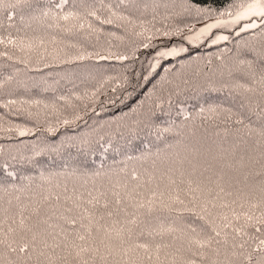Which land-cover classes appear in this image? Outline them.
<instances>
[{"label": "trees", "instance_id": "obj_1", "mask_svg": "<svg viewBox=\"0 0 264 264\" xmlns=\"http://www.w3.org/2000/svg\"><path fill=\"white\" fill-rule=\"evenodd\" d=\"M204 3L0 0V264H264V25Z\"/></svg>", "mask_w": 264, "mask_h": 264}, {"label": "snow or ice", "instance_id": "obj_2", "mask_svg": "<svg viewBox=\"0 0 264 264\" xmlns=\"http://www.w3.org/2000/svg\"><path fill=\"white\" fill-rule=\"evenodd\" d=\"M196 11L198 13H205L207 16H213V15H218V16H231L232 17V23L236 24L239 21L253 17V18H258L260 25H264V0H205V3L202 6H197ZM64 19H68L67 16L64 17ZM228 21L217 19L215 20L214 23H210L205 25V27L199 29V33L203 34L206 32H209L211 29L217 28L222 25H227ZM258 25L255 20L251 23L245 24L241 29L240 32H243L247 29H254L257 28ZM239 34V33H237ZM164 35H170V33H164ZM185 39L188 40H193L194 37L188 36L185 37ZM229 37L226 35L218 36L216 39L212 41V43H216L218 40H228ZM145 48L149 47V45L145 44ZM176 54V49L173 48L167 52H160L157 53L159 56H172ZM120 59H124V57H120ZM67 123V121L65 122ZM27 130L21 129L19 130L20 135H24ZM2 167H6L2 166ZM143 207V205H141ZM149 206V210H150ZM249 220H251V217H248ZM71 223L75 224L76 221L73 220ZM261 224H264V221H260ZM90 231V230H89ZM193 233L195 230H192ZM117 237L120 236V233L116 234ZM218 235V234H217ZM79 239L81 241L85 240L84 236H80ZM212 238H204L202 236H199L198 234H194L189 237L188 243L190 247L195 248L197 250V254L203 256L205 254V250L210 248L212 245ZM261 243H264L262 241ZM27 245L22 247L20 251H24ZM78 248V251H76L75 255L76 257H82L84 255H99L100 249L99 248H93L91 246L88 247H82V246H76ZM107 247V246H106ZM136 247L138 248H143L145 250H148L149 245L148 244H140L137 245ZM159 248H157V251ZM111 254V251L109 252ZM83 264H88L87 260L83 261ZM188 264H194V261H188Z\"/></svg>", "mask_w": 264, "mask_h": 264}, {"label": "rangeland", "instance_id": "obj_3", "mask_svg": "<svg viewBox=\"0 0 264 264\" xmlns=\"http://www.w3.org/2000/svg\"><path fill=\"white\" fill-rule=\"evenodd\" d=\"M217 19L228 21V24L226 26L222 25V26H219L217 28L211 29L209 32H206V33H203V34L199 33V29L205 27V25H207V24L214 23L215 20H217ZM254 20H255L256 23H258V18L249 17V18H246V19H243V20L239 21L236 24H233L231 22L232 21V17L231 16H228V15L221 16V17H218L216 19H213V20L207 21L205 23H202L200 25L194 26L192 28V31H190L186 35V37L192 36V37H194V39L193 40L185 39V41L187 42V45L190 44L192 46H197V45H201V44H204V43L205 44L212 43V41L214 39H216V37L222 36V35H226L227 36V32L232 31V30H235V32H237L245 24L251 23ZM220 41H224V40H218L217 42H220ZM171 49H173V48H171ZM171 49L165 50L163 52H167V51H169ZM176 49L179 50L180 48H176ZM182 49H185V48L181 47V50Z\"/></svg>", "mask_w": 264, "mask_h": 264}]
</instances>
